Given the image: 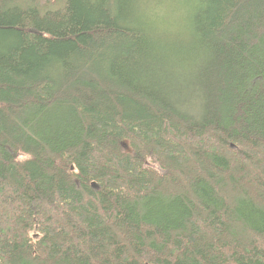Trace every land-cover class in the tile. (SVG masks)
<instances>
[{"label":"trees","instance_id":"trees-1","mask_svg":"<svg viewBox=\"0 0 264 264\" xmlns=\"http://www.w3.org/2000/svg\"><path fill=\"white\" fill-rule=\"evenodd\" d=\"M0 264H264V0H0Z\"/></svg>","mask_w":264,"mask_h":264},{"label":"clouds","instance_id":"clouds-1","mask_svg":"<svg viewBox=\"0 0 264 264\" xmlns=\"http://www.w3.org/2000/svg\"><path fill=\"white\" fill-rule=\"evenodd\" d=\"M186 13H182L178 15L170 24L168 28V32L171 35L180 34L182 31H184L185 24H184V17ZM185 43H191L192 37L190 34L185 33L184 36Z\"/></svg>","mask_w":264,"mask_h":264},{"label":"rangeland","instance_id":"rangeland-1","mask_svg":"<svg viewBox=\"0 0 264 264\" xmlns=\"http://www.w3.org/2000/svg\"><path fill=\"white\" fill-rule=\"evenodd\" d=\"M20 156H21L22 158H24L26 155H24V154H20ZM155 167L158 168L157 165H156Z\"/></svg>","mask_w":264,"mask_h":264}]
</instances>
